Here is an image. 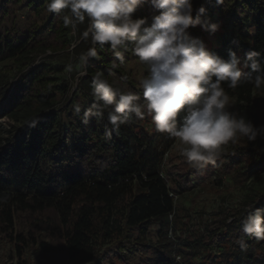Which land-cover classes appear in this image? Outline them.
<instances>
[{
    "label": "trees",
    "instance_id": "obj_1",
    "mask_svg": "<svg viewBox=\"0 0 264 264\" xmlns=\"http://www.w3.org/2000/svg\"><path fill=\"white\" fill-rule=\"evenodd\" d=\"M47 4L48 0H0V66L8 61L26 66L38 50L70 48L62 20L68 10L49 12ZM192 6L194 17L203 7L201 20L207 18L219 29L209 32L213 40L208 42V31L200 25L190 27L191 39L201 40L210 53L226 61L229 51L236 52L242 65L250 63L247 53L259 52L256 59L264 71V0H192ZM161 11L145 2L132 18H146L145 26H150ZM92 46L89 36L76 51L86 52ZM96 50L98 58L89 59L82 88L70 108L53 110L66 90L50 77V66L40 63L13 88L0 70V99L5 100L0 115L13 122L5 130L0 124V240L12 246L16 264H104L112 254L127 264L124 252L128 248L134 252L135 245L146 248L144 240L153 226L162 242L153 247L151 264H173V241L167 232L179 228L183 217L187 220L183 232H188L190 244L178 252L185 254L186 262L196 250L211 245L220 248L226 260L231 256L229 264H264V239L241 230L252 211L264 209V188L246 196L245 204H251L252 211L221 209L202 229L191 227L185 211L176 210L177 191L162 175L163 155L176 139L159 132L146 109L143 119L131 114L118 131H112L110 108L83 122L85 110L95 103L91 91L97 71L141 97L137 72H148L147 64L131 52L120 62L108 45L97 44ZM244 71L255 75L248 68ZM223 86L231 99L244 104L251 103L254 92L262 87L247 82L235 89L228 88L227 82ZM183 115L182 111L178 121ZM180 163L185 173L179 171L176 180L185 188L191 187L186 172L203 178L215 175L217 182L229 178L234 186L243 187L264 168L261 154L248 148L244 138L221 145L215 163L193 165L187 158ZM239 238L246 249L235 243ZM32 249L37 251L34 262L25 257Z\"/></svg>",
    "mask_w": 264,
    "mask_h": 264
},
{
    "label": "clouds",
    "instance_id": "obj_2",
    "mask_svg": "<svg viewBox=\"0 0 264 264\" xmlns=\"http://www.w3.org/2000/svg\"><path fill=\"white\" fill-rule=\"evenodd\" d=\"M145 2L162 10L150 26H145L146 18H132L138 5ZM47 8L53 13L68 10L69 14L62 17L65 27L75 28L88 21L82 36H90L93 46L79 56L78 76L87 74L90 58H98L97 44L108 45L116 61L124 62L125 53L131 52L147 64L148 74L139 80L142 97L122 90L97 71L91 91L95 103L84 112L85 124L110 108L112 131H118L131 114L143 119L146 109L156 129L176 139L181 154L193 165L215 163L221 145L235 144L240 138L252 142L264 133V128H256L244 116L229 111L231 97L223 86L224 82L231 89L246 82L256 88L264 86V71L256 59L260 53H247L250 63L242 65L236 52L229 51L226 61L210 53L201 40L191 39L187 31L190 27L200 25L210 33L218 31L217 24L207 18L201 20L203 7L193 16L192 0H48ZM245 68L255 75L246 74ZM67 71H73L72 65ZM75 111H81L79 104ZM182 111L184 115L178 121ZM105 135L110 138L111 133ZM241 230L264 239V209L252 211ZM235 243L246 249L243 238Z\"/></svg>",
    "mask_w": 264,
    "mask_h": 264
},
{
    "label": "rangeland",
    "instance_id": "obj_3",
    "mask_svg": "<svg viewBox=\"0 0 264 264\" xmlns=\"http://www.w3.org/2000/svg\"><path fill=\"white\" fill-rule=\"evenodd\" d=\"M69 14V13H68ZM88 26L87 19L84 23L78 24L75 28L68 26L67 38L70 42L69 49L59 50H38L33 54L34 61L24 65H16L13 61H8L0 66V70H3L7 74V78L11 88H13L19 79L30 70L34 69L40 63H44L51 67L52 71L50 77L54 79L56 83L63 86L66 90L65 95L55 106L53 110L60 108H70L73 97L78 93L81 80L86 76H78L77 64L79 56L84 53L79 49L76 51L81 40L84 38L82 33ZM219 29V28H218ZM206 39L208 42L213 40V36L206 32ZM54 51V52H53ZM69 65H72L73 71H67ZM137 67V66H136ZM147 67V65H146ZM139 69V67H137ZM148 70V68H147ZM143 74L142 71L137 72V80L139 81ZM254 99L249 104L237 103L234 99L230 100L229 111L235 112L238 115L245 117L247 121H250L256 128H264V86L254 92ZM5 104L3 98L0 99V108ZM0 124L3 130L8 129L13 124L12 120L5 115H0ZM148 128L149 125H144ZM248 148L256 149L264 161V133L258 135L257 139L252 142H248L244 138ZM186 158L180 152L179 143L175 140L171 149L166 151L162 159L163 173L166 175L167 183H169L174 191H177L174 196L176 210L182 208L189 216L190 226L202 227L210 224L211 221L219 214L221 209H233L240 212H247L252 208L251 204H245L246 196L250 193H255L264 188V168L260 174L252 175L248 181L245 182L243 187L234 186L233 182L229 178H222L220 182H217L215 175L210 178H203L199 175H194L192 172H186L188 174L190 188L178 186L177 173H185V170L181 167V161ZM166 171H169L167 173ZM192 173V174H191ZM186 219L181 218L179 228L175 230L169 229L167 237L170 241H173V264H229L231 256H227V260L221 255L220 248L215 246L206 247L205 250L195 251L196 254L191 257V260L186 262L185 254L179 253V248L190 244L188 232H183ZM230 221V220H228ZM189 226V227H190ZM156 226L151 228V234L144 240V244L147 246L144 248L140 245H135L134 252L130 253V248L124 252V258L127 260V264H151V259L154 254L153 247L161 244L162 239L157 236ZM152 246V247H151ZM105 247V246H104ZM36 249L28 251L25 255L32 262L36 261L37 257ZM59 257V254H55ZM183 257V258H181ZM110 262V264H125L117 254H112L104 259V264ZM0 264H16V256L12 246L0 240ZM236 264V263H235Z\"/></svg>",
    "mask_w": 264,
    "mask_h": 264
}]
</instances>
